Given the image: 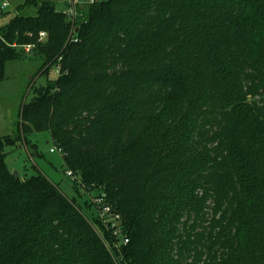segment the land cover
Returning <instances> with one entry per match:
<instances>
[{"label":"trees","instance_id":"trees-1","mask_svg":"<svg viewBox=\"0 0 264 264\" xmlns=\"http://www.w3.org/2000/svg\"><path fill=\"white\" fill-rule=\"evenodd\" d=\"M28 4L0 26V81L26 60L14 44L38 62L0 136V264H264V0H97L75 33ZM42 131L129 243L41 168L14 175L6 147L34 159Z\"/></svg>","mask_w":264,"mask_h":264},{"label":"rangeland","instance_id":"rangeland-1","mask_svg":"<svg viewBox=\"0 0 264 264\" xmlns=\"http://www.w3.org/2000/svg\"><path fill=\"white\" fill-rule=\"evenodd\" d=\"M26 0H9L10 4L7 8H2L0 3V26L6 25L10 19L17 13L35 14L37 8L34 5L21 7ZM58 11H63L67 6L68 0H52ZM79 1V0H78ZM85 1V0H82ZM41 38H47L46 32L40 33ZM15 47L24 49L26 60L10 61L7 65V78L0 81V136L13 135L17 132L20 123V112L23 102H28L33 97L30 89V79L38 67V62L31 60L34 55L31 45L20 46L14 44ZM59 75V68H53L48 73V78H56ZM47 81L46 76H39L35 82L36 85H43ZM33 143L37 144L40 156L31 158L26 146L20 144L18 146H7L6 163L12 172L17 171L22 177L30 176L35 172V167L41 168L60 189L71 199H76L79 203H85L88 200L89 207L86 209L87 215L93 216V196H90L89 189L83 188L78 179H73L67 175L66 166L64 165L63 155L59 152H51L54 143L51 141L49 132H34L30 137ZM74 185V186H73Z\"/></svg>","mask_w":264,"mask_h":264},{"label":"built area","instance_id":"built-area-1","mask_svg":"<svg viewBox=\"0 0 264 264\" xmlns=\"http://www.w3.org/2000/svg\"><path fill=\"white\" fill-rule=\"evenodd\" d=\"M97 0H68V6L62 11L70 20H72V31L77 32L79 27L76 26V21L82 16L80 8L85 4L94 3ZM1 7L7 8L10 4L9 0H0ZM74 40H78L74 38ZM51 152L59 151L62 155L63 152L56 145L51 147ZM67 175L76 179V176L71 170H68ZM94 211L96 216L109 228L116 239V246L129 243V238L124 234L122 216L116 212L112 205H110L103 197L93 198Z\"/></svg>","mask_w":264,"mask_h":264},{"label":"water","instance_id":"water-1","mask_svg":"<svg viewBox=\"0 0 264 264\" xmlns=\"http://www.w3.org/2000/svg\"><path fill=\"white\" fill-rule=\"evenodd\" d=\"M14 175H15L16 177H18V176H19V173H18L17 171H15V172H14Z\"/></svg>","mask_w":264,"mask_h":264}]
</instances>
